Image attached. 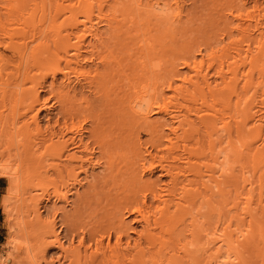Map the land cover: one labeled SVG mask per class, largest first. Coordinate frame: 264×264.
Instances as JSON below:
<instances>
[{
  "label": "bare ground",
  "instance_id": "obj_1",
  "mask_svg": "<svg viewBox=\"0 0 264 264\" xmlns=\"http://www.w3.org/2000/svg\"><path fill=\"white\" fill-rule=\"evenodd\" d=\"M202 1L0 0V178L42 192L12 264H264V0Z\"/></svg>",
  "mask_w": 264,
  "mask_h": 264
},
{
  "label": "rangeland",
  "instance_id": "obj_2",
  "mask_svg": "<svg viewBox=\"0 0 264 264\" xmlns=\"http://www.w3.org/2000/svg\"><path fill=\"white\" fill-rule=\"evenodd\" d=\"M186 1H187V5L185 4L186 3ZM184 0V6H185V8L184 9H188V6H189V8H191V9H188V10H185L184 12L186 13V11H192L191 13V16L189 15V17L188 18H194V19H196L195 17H198V16H201V14H204V12L202 11L203 9V1L202 0ZM193 1V2H192ZM196 1V2H195ZM210 1V0H209ZM199 4H198V3ZM191 3V4H190ZM197 5H198V7H200V9L197 7ZM193 10L194 11H196V12H193ZM198 10V11H197ZM197 12H199V15H196V14H198ZM185 13L183 14V16L184 17H186L185 16ZM201 13V14H200ZM194 14V15H193ZM186 15H187V13H186ZM195 16V17H194ZM183 17V18H184ZM182 18V19H183ZM183 20H185V18L183 19ZM198 22L197 20L196 21H194V22H191V23H186V24H183V29H179L178 30V32H177V34L175 35V41H174V44H175V47H177L179 44H181V43H183V42H185L187 39L186 38H190V37H193V36H195L196 35V31H194V30H196L198 27H204V26H201L199 23H201V21L200 22H198L197 24L196 23ZM188 25H189V27H188ZM200 25V26H199ZM185 26L187 27L186 29H185ZM196 27V28H195ZM185 29V30H184ZM188 29V30H187ZM186 30H187V32L189 31V30H192V31H189L188 32V34L186 35L185 34V32H186ZM186 32V33H187ZM190 33H192V34H190ZM170 65L169 64H166V66H165V68L166 69H170V67H169ZM185 70H180V72H184ZM38 72V71H37ZM34 74H36V73H34ZM37 74H39V73H37ZM37 74H36V76H37ZM60 81V79L59 78H57V82H59ZM43 95V96H42ZM41 96H42V98H46L47 97V94H45V91H43V93H41ZM53 103H49V106L50 105H52ZM0 106H1V108H0V110L1 111H3L5 108H3L2 106V103L0 102ZM7 108H6V111H7V109H8V111H9V106H6ZM2 108H3V110H2ZM53 108H55V106H53ZM22 109V108H21ZM20 108H19V112L18 113H20L22 110H21ZM21 110V111H20ZM42 111V112H41ZM41 111H39V115H38V122H39V125H41L40 126V128L42 129V132L41 131H37L36 133H34V134H36V135H34V136H36L37 138H38V136H39V138L38 139H45V138H47L48 139V137H49V134H51V130L50 129H47V128H45L44 126H47V117H46V113H45V111L43 112V110H41ZM55 111V110H54ZM23 113V111L21 112V114ZM28 114L31 116V113L30 112H28ZM27 114V117L29 118L30 116ZM54 114V113H53ZM48 117H49V121H51L50 123H52L53 122V115L51 114V115H48ZM27 118V119H28ZM51 118V119H50ZM152 122H155L156 120H157V117L156 116H153L152 118ZM25 120H26V118H25ZM44 125V126H43ZM47 129L46 131H44L45 129ZM41 129H39V130H41ZM50 130V131H49ZM46 134H45V133ZM48 132H50V133H48ZM40 133H42V134H40ZM6 133H3V135H5ZM13 134H15V133H13ZM41 135V138H40V135ZM43 134H45V135H48V136H45L44 135V137H42L43 136ZM3 135L0 137V141H2L3 142V140H4V144L2 145H0L1 146V149H0V158H1V156H2V158L0 159V169H1V167H8V168H10L11 169V167H14L15 169L18 167H20L22 170H24V165L25 164H27V163H21V162H23L24 160L23 159H21V157L20 156H18V157H16L17 156V154L16 153H18V152H13L12 150L13 149H11V151L9 150L10 148H13V145L12 144H15L16 145V143H18V142H13L12 143V141H14V140H17L18 141V139H15V137L16 138H18L16 135H15V137H14V135L12 136L13 137V139H12V141L10 142V139L8 140V138L12 135V134H6L7 136L5 137H3ZM9 135V136H8ZM38 135V136H37ZM3 137V140L1 139ZM8 137V138H7ZM12 137H10V138H12ZM5 138L9 141L8 143L6 142L5 143V141H7V140H5ZM36 138V140H38ZM47 139H45L46 141H47ZM140 139H141V141H143V140H145L146 139V136L144 135V134H141V136H140ZM39 140V141H40ZM12 143V144H11ZM7 145L10 147H8L7 148ZM14 145V146H15ZM3 146V147H2ZM5 146V147H4ZM12 146V147H11ZM17 146V145H16ZM5 148L7 149V150H5ZM16 150H17V148L16 147H14ZM4 149V150H3ZM16 150H14V151H16ZM42 150V149H41ZM4 151H8V153H1V152H4ZM18 151V150H17ZM40 151V150H39ZM12 152V153H11ZM41 152V151H40ZM39 153V152H38ZM16 154V155H15ZM3 155H5V157H3ZM8 155V156H7ZM13 155H15V156H13ZM10 156V157H9ZM13 158H12V157ZM7 157H9V159H7ZM14 157H16V159L19 161L20 160V163L19 162H17V160L16 161H14V162H17V163H14L10 158H12V159H14ZM48 157V156H47ZM6 160V161H5ZM9 160H11V161H9ZM15 160V159H14ZM23 160V161H22ZM43 160H44V162H42L44 165H42L41 164V166H43V167H41V168H44V170L46 171V173H49V174H46V177L48 176V178L46 179V182L47 183H42V185H43V187H45V185L48 187V188H46L45 187V189L47 190H43L44 192H43V201H42V203H43V205L44 204H46L47 205V208L48 209H45L44 210V215H45V213L48 211L49 213H46V219H50L51 217V215L53 214V211L54 210H61V209H65V207H67L64 203L61 205V204H59V203H54V202H52L51 201V199L49 200V203H48V201H46L48 198H51L50 196H52V195H50L52 192H53V190L52 191H50L52 188H53V185H52V183H51V181H52V179H50L51 181H49L48 179H49V177L50 178H52L53 177V174H52V172H53V170L52 171H50L52 168H51V166L53 165H55V164H59L60 162L58 161V160H54V159H50V157H49V160L48 159H46V157H45V159L43 158ZM42 160V161H43ZM45 160H47V161H45ZM52 160V161H51ZM54 160V161H53ZM9 161V162H8ZM49 161V162H48ZM4 162V163H3ZM7 162V163H6ZM11 162V163H10ZM46 162V163H45ZM48 162V163H47ZM51 162V163H50ZM52 162H53V164H52ZM54 162H55V164H54ZM59 162V163H58ZM16 164V165H14L13 166V164ZM9 164V165H8ZM18 164L20 165V166H18ZM50 164V165H49ZM52 164V165H51ZM22 165V166H21ZM33 165V164H32ZM45 165H47L46 167H45ZM17 166V167H16ZM35 167V166H34ZM51 168V169H49V168ZM32 168H33V166L32 167H30L29 168V170L31 169V171H32ZM9 169V170H10ZM13 169V168H12ZM44 170H40V172L43 174V172H45ZM95 172H97V171H95ZM32 172H30V174H31ZM51 173V174H50ZM33 174V173H32ZM30 175V177H29V179L27 180V183H26V186L25 185H20L21 186V188L20 187H18V188H11V187H9V182L5 179V178H0V262L1 261H4V260H6V261H4L6 264H12V262H10V261H12V260H10V256H8V253H10V248H8V245H7V241H9V240H12V239H15V243H18V242H20L21 241V237L19 236V237H17V235H14V233H15V228H16V234H17V224L18 223H20L21 224V222H23V221H27V216H25V214L27 213L26 212V210L28 211V212H30V210L28 209V208H32V206H30V205H28L27 206V204L28 203H30L31 205H32V202L34 201V199H36V198H38V196H37V194L38 195H41V193L42 192H40V190H38V189H36L35 191H37V192H35L33 189H32V187H33V185H34V183H35V181L33 180V179H35L34 177H33V175ZM89 174L90 173H88V177H89ZM44 175V174H43ZM50 175V176H49ZM155 176V177H154ZM153 177H152V179H154V178H156L157 176H159V172H157V174L155 173V175H154ZM32 179V180H31ZM82 179H84V175L82 174V175H80V181H82ZM33 181V182H32ZM86 180H84L83 182H81L80 184H81V186H83L84 184H85V187L83 188V187H80V185H75L74 187H73V189H72V192H71V195H69V205L70 204H72V203H76V201H77V198H78V196H81L82 195V193H83V191L82 190H84L86 187H87V185H88V181H86L87 182V184H86V182H85ZM45 182V181H44ZM51 184V185H50ZM48 185H50V186H52V188L50 187V186H48ZM25 187H29V189H27L26 190V188ZM23 189V190H22ZM76 189V190H75ZM11 190V191H10ZM30 190V191H29ZM75 190V191H74ZM49 191V192H48ZM28 192H30V194L28 193ZM39 192H40V194H39ZM27 193V194H26ZM37 193V194H36ZM46 193L48 194L47 196H46ZM22 194H24V195H22ZM33 194H35V195H33ZM73 194V195H72ZM50 195V196H49ZM77 195V196H76ZM45 196H46V198H45ZM29 197H30V199H29ZM26 198V199H25ZM76 198V199H75ZM24 199V200H23ZM44 199H45V202H44ZM53 200V199H52ZM71 200V201H70ZM54 201V200H53ZM3 203H5V205H6V210H8L9 212H10V220H11V222L13 223V231L14 232H12V233H10V235H9V232H8V230H7V227H6V222H5V218H6V215H5V213H4V206H3ZM25 204V205H24ZM55 204V205H54ZM58 204V205H57ZM52 205H53V209H52ZM63 205H65V206H63ZM30 206V207H29ZM60 206V207H59ZM63 206V207H62ZM26 207V208H25ZM55 207V208H54ZM69 207V208H68ZM67 207V209L66 210H61V211H58V213L59 214H61V215H58V218L57 219H59V220H57L58 221V227H59V225L61 224V222H63L64 221V219H63V217H61L62 216V213H63V215H65V213L66 214H70V212L71 213H73L72 211H71V209L70 208H72V210H74L75 208L73 207V206H68ZM61 208V209H60ZM51 209V210H50ZM70 210V211H68V213H67V210ZM24 211L26 212V213H24ZM52 214H51V213ZM65 212V213H64ZM89 212V211H88ZM87 212V213H88ZM24 213V214H23ZM27 215V214H26ZM50 215V216H49ZM60 216V217H59ZM84 217V216H83ZM82 217V218H83ZM61 219V220H60ZM85 220H87V219H85ZM12 225V224H11ZM15 226V227H14ZM133 235L131 234V237H132ZM9 237V238H8ZM12 239H11V238ZM23 239V238H22ZM20 243H22V242H20ZM8 258H7V257ZM7 259H6V258ZM25 259H23V263L21 262V264H24V262L27 264V263H30L29 261H27L26 262V260L24 261ZM252 261L256 264L258 261H260V259L259 258H252Z\"/></svg>",
  "mask_w": 264,
  "mask_h": 264
}]
</instances>
